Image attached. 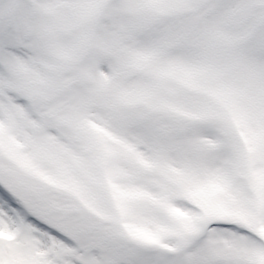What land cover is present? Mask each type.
<instances>
[{"label":"snow or ice","instance_id":"obj_1","mask_svg":"<svg viewBox=\"0 0 264 264\" xmlns=\"http://www.w3.org/2000/svg\"><path fill=\"white\" fill-rule=\"evenodd\" d=\"M0 264H264V0H0Z\"/></svg>","mask_w":264,"mask_h":264}]
</instances>
